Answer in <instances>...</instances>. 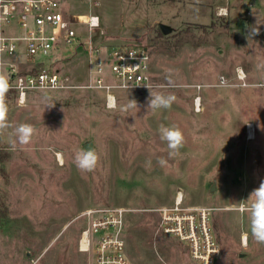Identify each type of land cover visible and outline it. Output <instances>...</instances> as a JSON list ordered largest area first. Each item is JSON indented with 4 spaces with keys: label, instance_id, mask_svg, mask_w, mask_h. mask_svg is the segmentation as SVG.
Here are the masks:
<instances>
[{
    "label": "rangeland",
    "instance_id": "rangeland-1",
    "mask_svg": "<svg viewBox=\"0 0 264 264\" xmlns=\"http://www.w3.org/2000/svg\"><path fill=\"white\" fill-rule=\"evenodd\" d=\"M98 1L103 32L93 40L102 49L147 46L153 84L117 90L110 108L99 90L83 87L7 100L9 127L0 131V264H92L91 254L78 248L80 213L115 206L128 208L131 264H192L185 246L157 231L156 209L177 192L184 203L211 210L221 246L215 264H264V244L253 239L244 210L264 181V0ZM66 5L70 13H88L86 0ZM255 26L259 34L251 38ZM61 56L51 63L85 84L84 48L67 47ZM237 68L245 81L236 78ZM102 76L112 74L105 67ZM149 89L176 99L168 109H149ZM24 123L35 134L27 145L14 143L15 128ZM161 124L184 134L173 157L160 139ZM87 142L100 157L91 172L74 162ZM159 158L167 164L160 166Z\"/></svg>",
    "mask_w": 264,
    "mask_h": 264
},
{
    "label": "built area",
    "instance_id": "built-area-1",
    "mask_svg": "<svg viewBox=\"0 0 264 264\" xmlns=\"http://www.w3.org/2000/svg\"><path fill=\"white\" fill-rule=\"evenodd\" d=\"M86 1L88 13L75 14L68 12L66 0H0V73L8 78L19 102L31 91L83 87L99 90L105 106L110 108L115 106L117 90L152 86L150 49L142 44L102 49L93 40L96 33L103 32L100 17L94 11L100 3ZM81 25L85 26V37ZM78 46L84 48L88 61V79L82 86L51 63L52 59L63 57L67 47ZM105 67L112 74L108 79L102 76ZM235 76L245 81L241 68L235 70ZM224 81L220 77V82ZM199 99L197 96L194 101L196 107ZM127 212L124 206L81 211L84 225L78 248L91 254L92 264H131L125 251ZM156 212L157 231L185 246L192 264L216 263L221 246L208 207L186 204L181 192H177L171 204L158 207Z\"/></svg>",
    "mask_w": 264,
    "mask_h": 264
},
{
    "label": "clouds",
    "instance_id": "clouds-1",
    "mask_svg": "<svg viewBox=\"0 0 264 264\" xmlns=\"http://www.w3.org/2000/svg\"><path fill=\"white\" fill-rule=\"evenodd\" d=\"M30 3L34 0H29ZM259 34V27H252L249 37ZM10 90V84L8 78L0 73V131L9 127L7 123V106L5 104V96ZM150 90V89H149ZM176 97L173 94L153 93L150 90V99L148 101L149 109H168L172 106ZM130 107L137 108V102L130 100ZM138 109V108H137ZM160 139L167 143L169 149V157H173L178 154L179 150L184 146L185 137L182 130L175 126H165L161 124L159 126ZM35 134V129L31 124H20L15 128V140L21 145H27L31 142L32 137ZM99 154L95 151V148L85 150L81 148L75 153L74 162L77 168L83 172H91L95 170L99 162ZM150 165V161L148 162ZM160 166H165L167 160L164 158L158 159ZM248 200L250 205L244 210L249 213L250 231L253 239L256 243L264 244V181H262L256 189H254Z\"/></svg>",
    "mask_w": 264,
    "mask_h": 264
},
{
    "label": "trees",
    "instance_id": "trees-1",
    "mask_svg": "<svg viewBox=\"0 0 264 264\" xmlns=\"http://www.w3.org/2000/svg\"><path fill=\"white\" fill-rule=\"evenodd\" d=\"M12 97H17V94H16V91L15 90H13V89H10L8 92H7V94H6V96H5V104H7V100L9 99V98H12Z\"/></svg>",
    "mask_w": 264,
    "mask_h": 264
},
{
    "label": "bare ground",
    "instance_id": "bare-ground-1",
    "mask_svg": "<svg viewBox=\"0 0 264 264\" xmlns=\"http://www.w3.org/2000/svg\"><path fill=\"white\" fill-rule=\"evenodd\" d=\"M253 131L254 130H252L251 127L249 126V128H248V137L249 138H252L254 136Z\"/></svg>",
    "mask_w": 264,
    "mask_h": 264
},
{
    "label": "water",
    "instance_id": "water-1",
    "mask_svg": "<svg viewBox=\"0 0 264 264\" xmlns=\"http://www.w3.org/2000/svg\"><path fill=\"white\" fill-rule=\"evenodd\" d=\"M91 148V142H87L85 145H84V149L85 150H88ZM211 190H213V187H211Z\"/></svg>",
    "mask_w": 264,
    "mask_h": 264
}]
</instances>
